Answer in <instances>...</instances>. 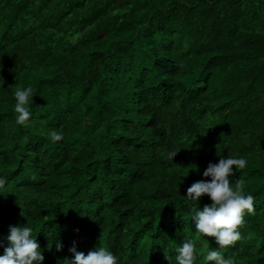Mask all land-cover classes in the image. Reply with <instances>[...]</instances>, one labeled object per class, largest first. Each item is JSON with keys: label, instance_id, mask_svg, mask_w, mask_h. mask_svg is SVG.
Instances as JSON below:
<instances>
[{"label": "trees", "instance_id": "trees-1", "mask_svg": "<svg viewBox=\"0 0 264 264\" xmlns=\"http://www.w3.org/2000/svg\"><path fill=\"white\" fill-rule=\"evenodd\" d=\"M16 86L34 92L25 125ZM228 156L254 213L220 248L192 220L211 198L187 189ZM0 178V255L29 223L43 264L99 246L177 264L186 240L195 264H264V0H0Z\"/></svg>", "mask_w": 264, "mask_h": 264}, {"label": "clouds", "instance_id": "clouds-1", "mask_svg": "<svg viewBox=\"0 0 264 264\" xmlns=\"http://www.w3.org/2000/svg\"><path fill=\"white\" fill-rule=\"evenodd\" d=\"M16 123L25 125L30 117V98L34 92L31 86L14 89ZM52 142L63 140V133L52 131L50 133ZM177 152H170L169 159H174ZM247 160L245 158H223L219 163H210L203 175L210 176L211 182L198 181L187 189V198L193 201H200L201 197L207 195L212 203L205 205L203 209H194L192 220L195 221L196 231L202 237L215 238L220 248H227L235 245L241 239L240 228L244 225L245 213H254V197L245 193V181L243 177L235 182V186L230 182V177L236 171L245 169ZM5 178H0V188H4ZM8 247L4 254L0 255V264H43V255L37 239L33 237V229L29 226H10ZM52 245L49 246L51 249ZM57 251H62L63 245L56 241ZM196 242L186 240L177 249V264H195ZM74 253L71 264H117V257L103 246L97 247L87 255L78 252L75 247L69 249ZM166 258L167 257L166 255ZM206 261L214 264H235L234 258L225 256L218 250H209L204 256Z\"/></svg>", "mask_w": 264, "mask_h": 264}]
</instances>
